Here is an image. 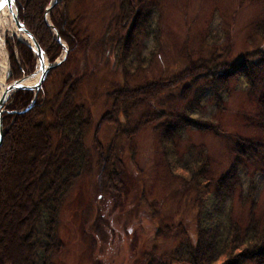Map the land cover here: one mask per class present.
<instances>
[{"label":"rangeland","instance_id":"1","mask_svg":"<svg viewBox=\"0 0 264 264\" xmlns=\"http://www.w3.org/2000/svg\"><path fill=\"white\" fill-rule=\"evenodd\" d=\"M153 3L151 29L158 39L152 35L136 36L130 53L125 56L119 39L127 34L129 26L120 28L116 24L118 0H74L69 16L76 21L88 45L74 58L61 62L56 74L39 88L52 98L67 74L80 77L76 101L87 106L92 115L84 139L91 166L76 180L60 210L58 234L65 247L53 257L55 264H147L149 261L169 264V254L180 243L196 236L198 218L203 216L200 212L205 220L214 223L221 221L228 210L235 217H244L247 207L240 202V193L246 194L251 185L255 187L258 212L264 209L263 158L244 164L240 169V188L223 203L215 199L214 185L205 202H199L197 190L185 186L180 174L195 157L192 147L202 146L207 152L211 161L207 178L215 180L230 166L238 136L264 140V132L256 127L259 89L254 92L247 89L242 75L229 80L230 88L222 95V107L214 103L203 79L187 93L191 100L195 90H199V105L192 107L193 117L215 125L217 132L196 127L181 129L174 153L164 155L155 124L151 123L130 141L123 137L117 140L118 156L125 168L124 196L116 199L96 188L94 136L106 145L115 128L110 124L97 126L102 114L110 108L109 91L171 77L213 51L222 53L224 60L233 63L246 52L264 50V0H153ZM0 33L7 65L3 82L7 84L16 79L11 78L6 40L15 37L30 48L32 44L15 27L6 26ZM35 57L33 71L21 77L38 69L36 54ZM36 76L28 81H34ZM179 92L163 93L150 105L133 109L126 119L119 115V121L133 125L147 109L183 111ZM7 243L2 241L4 246ZM15 244L0 248V253L5 249V258H18Z\"/></svg>","mask_w":264,"mask_h":264},{"label":"trees","instance_id":"2","mask_svg":"<svg viewBox=\"0 0 264 264\" xmlns=\"http://www.w3.org/2000/svg\"><path fill=\"white\" fill-rule=\"evenodd\" d=\"M73 1L58 0L50 9L48 21L56 35L44 20L45 10L52 0H14L19 21L51 62L63 53L57 36L68 50L62 62L74 58L88 45L76 21L69 16ZM153 7V0H118L116 24L120 28L129 26L127 34L119 39L125 56L130 53L136 36L152 35L158 39V34H153L151 29ZM6 41L11 78L32 72L36 60L33 50L15 37ZM61 66L62 63L51 69L43 83ZM239 75L251 92L259 89L256 127L264 132V50L261 49L246 52L233 63L224 60L222 53L213 51L207 58L192 61L171 77L109 91L110 108L102 114L97 126L113 125L114 134L106 145L96 136L93 140L95 184L99 192L118 199L127 190L123 181L125 168L118 156L119 138L130 141L142 128L154 123L162 152L169 155L174 153L181 129L196 127L217 132L215 125L193 117L192 107L199 105V90H195L191 100L187 93L203 79L214 103L222 107V95L230 88L229 80ZM80 83V77L67 74L52 98L46 96L44 89H39L35 102L24 110L31 103L33 92L19 89L5 104L0 143V248L7 249L16 243L19 252L15 255L18 258H5L4 249L0 253V264H55L53 257L65 247L58 234L59 213L76 180L91 166L84 139L92 115L87 106L76 101ZM174 91H180L183 111L147 109L133 125L119 121V115L126 119L133 109L150 105L161 94ZM21 110L24 111L19 112ZM191 150L195 157L180 173L184 185L197 190L201 203L214 185L215 199L223 203L240 188V169L244 164L264 159V140L238 136L230 166L215 180L207 178L211 161L204 148L192 147ZM254 193L252 185L246 194L240 193V202L247 207L244 217H235L228 210L221 221L214 223L205 220L200 212L203 216L198 218L196 236L189 237L169 254V264H264V209L258 212ZM4 240L8 242L6 246L2 244Z\"/></svg>","mask_w":264,"mask_h":264},{"label":"water","instance_id":"3","mask_svg":"<svg viewBox=\"0 0 264 264\" xmlns=\"http://www.w3.org/2000/svg\"><path fill=\"white\" fill-rule=\"evenodd\" d=\"M6 0H0V6H2L5 3ZM58 0H52V2L50 3V5L46 8L45 10V17L44 20L45 22L54 30V28L50 25V22L48 21V14L50 9L56 4ZM14 2V0H13ZM14 8H15V12H14V21L17 24L18 28L24 32L26 35H28V37L31 40V48L33 49L34 53L37 55L38 58V69L33 72L32 74L28 75V76H24L21 77L19 79H16L14 81H11L9 83L6 84V91L3 95V97L0 99V143L2 141V137H3V128H2V114L4 113L5 109H4V105L6 103V101L10 98V95L12 92L22 89V90H33L34 94H33V98L31 100V103L28 105L27 108H25L24 110H27L31 107L32 103L35 102L36 97H37V91L39 90V88L41 87L43 81L45 80L48 72L57 67L65 58L67 55V48L65 46V44L60 40V38L57 36V40L62 43L63 45V50H64V54L62 55L61 59H56L53 62H50L46 59V55L44 54L43 50L41 49V47L39 46V44L37 43L36 39L33 37V35L30 33V31L24 27V25L19 21L18 16H17V8L15 6V2H14ZM55 31V30H54ZM55 34L57 35V32L55 31ZM45 59V62H44ZM37 75V79L36 81L31 84V85H26L24 84L25 80H28L29 77L35 76ZM24 110H21L19 112H22Z\"/></svg>","mask_w":264,"mask_h":264},{"label":"bare ground","instance_id":"4","mask_svg":"<svg viewBox=\"0 0 264 264\" xmlns=\"http://www.w3.org/2000/svg\"><path fill=\"white\" fill-rule=\"evenodd\" d=\"M50 5V4H49ZM14 2L13 0H6L5 3L0 6V29L6 27V26H11L15 27L17 31L21 32V30L18 28L17 24L15 23L13 17H14ZM25 39H29L28 35L24 34L23 36ZM4 51H3V39L2 35L0 33V99L3 97L5 91H6V84L3 82V75L7 72V65L4 61ZM45 62V59H44ZM37 79V76H36ZM34 81L29 82L28 80H25L24 84L26 85H31L33 84ZM15 92V91H14Z\"/></svg>","mask_w":264,"mask_h":264}]
</instances>
